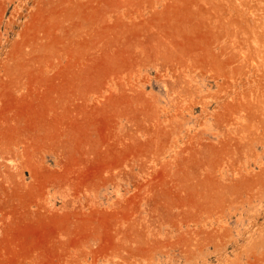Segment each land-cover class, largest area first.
Returning a JSON list of instances; mask_svg holds the SVG:
<instances>
[{"label":"rangeland","instance_id":"1","mask_svg":"<svg viewBox=\"0 0 264 264\" xmlns=\"http://www.w3.org/2000/svg\"><path fill=\"white\" fill-rule=\"evenodd\" d=\"M243 161L264 169V0H0V264H264L257 186L225 185Z\"/></svg>","mask_w":264,"mask_h":264},{"label":"bare ground","instance_id":"2","mask_svg":"<svg viewBox=\"0 0 264 264\" xmlns=\"http://www.w3.org/2000/svg\"><path fill=\"white\" fill-rule=\"evenodd\" d=\"M156 47V46H155ZM158 48H159V46H158ZM155 49H157V48H155ZM179 78V77H178ZM180 79V78H179ZM181 81L180 82H182V79H180ZM179 81V80H178ZM180 82H178V83H180ZM173 88H175V87H173ZM238 101V100H237ZM229 102V101H228ZM233 102V101H232ZM231 102V103H232ZM224 104V103H223ZM229 105V104H228ZM236 105V104H235ZM224 106V105H223ZM225 108V107H224ZM230 108H232V107H230ZM249 112V111H248ZM252 113H253V111H252ZM255 115V114H254ZM236 122H238V121H236ZM227 124V123H226ZM233 124V123H232ZM239 124V123H238ZM229 125H231L230 124V122H229ZM240 125H241V123H240ZM239 125V126H240ZM232 126V125H231ZM231 126H229L230 128H231ZM237 125H235V127H236ZM217 127H219V126H217ZM219 128H221V127H219ZM232 128H234V127H232ZM229 129V128H228ZM219 130H221V129H219ZM225 131V130H224ZM227 131V130H226ZM232 131V130H231ZM230 131V132H231ZM235 131H237L236 129H235ZM229 133V132H228ZM233 133V132H232ZM236 133V132H235ZM222 134H223V132H222ZM231 134V133H230ZM226 136H228L227 134H225ZM235 135V134H234ZM224 136V135H223ZM230 136V135H229ZM232 136V135H231ZM237 136V135H236ZM236 136H234V137H236ZM242 136V135H241ZM245 136V135H244ZM236 138H238V137H236ZM246 138V137H245ZM228 139H231V137L230 138H228ZM243 140V139H242ZM241 140V141H242ZM246 139H244V141H245ZM228 141H230V140H228ZM235 141H236V139H235ZM239 141V143L241 144V141H240V139L238 140ZM247 141V140H246ZM250 141V140H249ZM243 142V141H242ZM247 143H249V142H247ZM247 143H243V144H241V148H242V150H244L246 147H248L247 146ZM232 144V143H231ZM250 144V143H249ZM205 145V144H204ZM235 145V144H234ZM199 146V145H198ZM197 147V146H196ZM195 147V148H196ZM203 147V146H202ZM191 148V147H190ZM189 148V149H190ZM193 148V147H192ZM195 148H194V153L196 152L195 151ZM204 148V147H203ZM232 148V147H231ZM235 149H236V147H234ZM234 148L232 149V150H234ZM202 149V148H201ZM200 149V150H201ZM206 149H207V146H206ZM211 148H209L208 150H210ZM212 149H213V147H212ZM215 149V148H214ZM213 149V150H214ZM183 151H184V149H182ZM197 150V149H196ZM203 150V149H202ZM201 150V151H202ZM207 150V152H209ZM241 150V151H242ZM189 151H191V150H189ZM192 151V152H193ZM199 151V150H198ZM205 151V150H204ZM240 151V150H239ZM182 152V151H181ZM213 152V151H212ZM216 152V151H215ZM236 152V151H235ZM243 152V151H242ZM193 153V154H194ZM199 153V152H198ZM198 153H197V156H198ZM239 153H241V152H239ZM189 154H191V153H189ZM205 154H206V152H205ZM212 154V153H211ZM215 154V153H214ZM213 154V155H214ZM235 154V153H234ZM207 155H209V154H207ZM235 155H238V154H235ZM192 156V155H191ZM193 156H195V155H193ZM196 156V157H197ZM204 156V155H203ZM216 156V155H215ZM211 157L212 156H210V159H211ZM238 157H239V155H238ZM238 157H234L235 158V160L237 159L238 161H239V159L240 158H238ZM241 157H243V156H241ZM251 157H252V160L251 161H255L256 160V157H257V153L253 156V155H251ZM250 157V158H251ZM183 158H185V157H183ZM187 158V157H186ZM199 158H202V156L201 157H199ZM198 158V159H199ZM190 158H188V160H189ZM192 159V158H191ZM197 159V158H196ZM216 159V158H215ZM182 160V159H181ZM205 160H207V158L205 159ZM212 160V159H211ZM234 160V161H235ZM241 160H243V159H241ZM193 161H194V159H193ZM200 162H198L199 164L201 163L202 164V159H200L199 160ZM234 161H232V162H234ZM238 161H236V162H238ZM248 161V160H247ZM187 162V161H186ZM185 162V163H186ZM211 162V161H210ZM210 162H206V163H210ZM241 162V161H240ZM239 162V163H240ZM249 162V161H248ZM181 163V162H180ZM194 163V162H193ZM212 163V162H211ZM239 163H236V164H238L237 166H238V168H236V170L237 171H235V172H237V178H236V180L235 181H233L231 178H227V177H225L224 179L227 181V182H225V185H227V186H229V187H231V186H235L237 189H250V188H254V186H257V188L255 189V191H254V199H256V201H259V202H261V201H264V169L262 168V167H260V170H258V171H254V170H251V169H248L247 167H246V162L245 161H243V163H241L242 165H240ZM182 164V163H181ZM187 164H189V165H191L190 163H187ZM187 164H185L184 166H186ZM233 164V163H232ZM180 165V164H179ZM196 165H197V162H196ZM230 165V164H229ZM240 165V166H239ZM182 166V165H181ZM180 166V167H181ZM192 166H195L194 164L192 165ZM191 166V167H192ZM198 166V165H197ZM211 166V165H210ZM180 167H179V170H180ZM188 167V166H187ZM190 167V166H189ZM230 167V166H229ZM194 168H198V167H194ZM204 168H206L205 167V165H204ZM235 168V167H234ZM182 170H183V167L181 168ZM188 169H191V168H188ZM188 169H186V171L188 170ZM229 169V168H228ZM178 170V172L180 173V171ZM193 170V169H192ZM196 170V169H195ZM205 170H207V169H205ZM212 170V169H211ZM232 170H233V168H232ZM186 171H184L183 170V172H186ZM199 171H201V169H199ZM214 171V170H213ZM231 170H229V172H230ZM234 171H231V172H234ZM193 172H194V170H193ZM196 172H198V169L196 170ZM209 172V171H208ZM188 173V172H187ZM191 173H192V171L190 172V175H191ZM200 173V175H201V172H199ZM209 173H213V172H209ZM183 174V173H182ZM203 174V173H202ZM232 174V173H231ZM185 176H186V174H184ZM196 175H199V174H197L196 173ZM215 175V174H214ZM181 176V175H180ZM183 176V175H182ZM184 176V177H185ZM192 176V175H191ZM228 176V175H227ZM198 177V176H197ZM213 177V176H212ZM211 176H206L205 178L203 177H201L200 179L201 180H199V182L198 183H196L197 185H201V188L199 189V194L201 195V196H203V197H201V198H204V200L205 201H218L219 202V200L222 198V195H221V189H220V187L222 186V185H224V183L222 184L221 182V180L220 179H218L219 181H221L220 183L222 184L220 187H219V185H217L214 181H215V179L214 178H212ZM215 177V176H214ZM218 178H220L219 176H217ZM192 178V177H191ZM196 178V177H195ZM199 178V177H198ZM197 178V179H198ZM181 179L183 180V177L182 178H180V180L179 181H181ZM187 179V178H186ZM223 179V180H224ZM191 180V179H190ZM193 180V179H192ZM191 180V181H192ZM193 181H196V179L195 180H193ZM193 181H192V183H193ZM217 181V180H216ZM185 182V181H184ZM183 183V182H182ZM189 183V182H188ZM180 184V183H179ZM187 184V183H186ZM180 186V185H179ZM184 186V185H183ZM188 186H190V185H188ZM181 187H182V185H181ZM180 187V188H181ZM193 187H194V185H193ZM197 187V186H196ZM229 187H226V188H229ZM187 188V187H186ZM198 188H199V186H198ZM226 188H225V190H226ZM235 188V189H236ZM183 189H185V188H183ZM191 189V188H190ZM196 189V188H195ZM223 189V188H222ZM188 190H189V188H188ZM194 190V189H193ZM224 190V189H223ZM233 190V188L231 189V191ZM186 191V190H185ZM182 192V191H181ZM190 192V191H189ZM197 192V191H196ZM184 193V192H183ZM186 193L187 192H185V194L184 195H186ZM191 193H193V192H191ZM195 193V192H194ZM181 195V194H180ZM187 195H188V193H187ZM191 195V194H190ZM182 196H183V194H182ZM181 197V196H180ZM187 197V196H186ZM194 197H198V196H193V199H194ZM182 198V197H181ZM188 198H189V196H188ZM187 198V199H188ZM180 199V198H179ZM186 199V198H185ZM196 200H197V198H195ZM200 199V198H199ZM189 200H190V198H189ZM203 200V201H204ZM222 200V199H221ZM248 200H250V199H248ZM187 201V200H186ZM185 201V202H186ZM191 201V200H190ZM193 201V200H192ZM189 202V201H188ZM197 202V201H196ZM200 202V201H199ZM198 202V203H199ZM195 203V202H194ZM202 203V202H201ZM200 203V204H201ZM216 203V202H215ZM193 204V203H192ZM203 204V203H202ZM218 204V203H217ZM196 205V204H195ZM193 206V205H192ZM263 212V211H262ZM257 211L254 213V216H252L253 217V219H251V221L253 222V226H255L257 223H256V217H257ZM252 217H250V218H252ZM259 217V216H258ZM221 227V226H220ZM220 227H218L219 228V230H220ZM221 228H224V226L223 227H221ZM216 229V228H215ZM226 230H227V228H226ZM224 231V230H223ZM224 232H226V231H224ZM228 232V231H227ZM257 241V240H256ZM264 243V241L263 240H261V236H259V239H258V245H261V246H263L262 244ZM262 259L264 260V252H263V257H262Z\"/></svg>","mask_w":264,"mask_h":264}]
</instances>
